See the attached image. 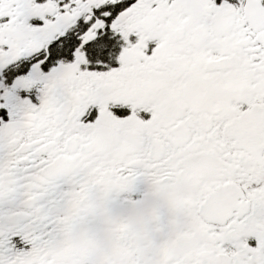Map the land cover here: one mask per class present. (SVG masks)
Instances as JSON below:
<instances>
[{
	"label": "snow or ice",
	"instance_id": "6c2138e0",
	"mask_svg": "<svg viewBox=\"0 0 264 264\" xmlns=\"http://www.w3.org/2000/svg\"><path fill=\"white\" fill-rule=\"evenodd\" d=\"M0 264H264V0H0Z\"/></svg>",
	"mask_w": 264,
	"mask_h": 264
}]
</instances>
